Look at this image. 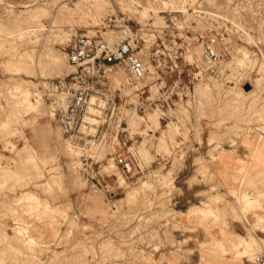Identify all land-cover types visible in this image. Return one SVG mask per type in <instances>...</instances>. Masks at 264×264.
Returning <instances> with one entry per match:
<instances>
[{
    "label": "rangeland",
    "instance_id": "1",
    "mask_svg": "<svg viewBox=\"0 0 264 264\" xmlns=\"http://www.w3.org/2000/svg\"><path fill=\"white\" fill-rule=\"evenodd\" d=\"M79 36L129 42L144 78L70 66ZM81 73L94 111L65 132L49 86ZM239 146L264 150V0H0V264H182L184 210L220 224L264 205L247 162L221 182Z\"/></svg>",
    "mask_w": 264,
    "mask_h": 264
},
{
    "label": "crops",
    "instance_id": "2",
    "mask_svg": "<svg viewBox=\"0 0 264 264\" xmlns=\"http://www.w3.org/2000/svg\"><path fill=\"white\" fill-rule=\"evenodd\" d=\"M223 161L224 165L227 167L226 170H224L225 175H223L226 179L224 181L221 180V182H225L227 191L235 189L233 180L241 177L239 170L236 168L239 161L247 162L251 166V172L248 175L250 185L258 189L263 187L264 191V150L251 153L243 146H239L235 149L230 148L225 152ZM201 186L202 185L199 183L194 184L192 187L195 199L200 198V194L208 190H203ZM187 212L188 209L184 210L181 223H179L182 230L179 232L178 242L183 244V254H186V261L182 264L216 263L217 256L220 254L211 253L210 243L208 247H203L207 245L206 242L208 240H216L217 243L222 244L227 252L225 254V260L229 264H251L249 257H251L252 254L250 253L252 251H260V253H254V256L260 255L264 258V227L263 229H253L260 221L264 224V205L244 215L237 211L239 219H235L234 215L230 211H227L226 214L228 216L221 221L220 224L215 223L211 218H208V221H201L196 217L190 220L186 216ZM249 238L252 239L255 244L252 250L247 251L248 255L243 254V249L234 248V245L240 240L247 241Z\"/></svg>",
    "mask_w": 264,
    "mask_h": 264
},
{
    "label": "built area",
    "instance_id": "3",
    "mask_svg": "<svg viewBox=\"0 0 264 264\" xmlns=\"http://www.w3.org/2000/svg\"><path fill=\"white\" fill-rule=\"evenodd\" d=\"M215 44L214 38H208L206 41L204 59L208 64L219 62L214 50ZM66 56L70 66L82 69L87 74H89L88 70L94 75L101 71L106 73L122 69L133 82L141 81L145 75L144 61L134 53L130 43L125 41L110 44L102 39L79 36L72 42ZM83 80L84 76L81 73L79 77L70 80L67 78L55 80L49 86L50 94L61 97V108L58 105L59 123L65 132L72 131L89 110L90 91L81 84ZM113 161L123 174L131 172V163L126 159L116 157ZM81 164L85 172L90 169L86 157L81 158ZM253 264H264V258L256 255Z\"/></svg>",
    "mask_w": 264,
    "mask_h": 264
},
{
    "label": "bare ground",
    "instance_id": "4",
    "mask_svg": "<svg viewBox=\"0 0 264 264\" xmlns=\"http://www.w3.org/2000/svg\"><path fill=\"white\" fill-rule=\"evenodd\" d=\"M182 1V0H181ZM166 4L167 3H164V1L162 2V5H164V6H166ZM164 6H163V8H164ZM172 9H173V7H172ZM78 10V9H77ZM164 10V9H163ZM75 11V10H74ZM159 11V10H158ZM180 11V10H179ZM94 12V11H93ZM93 12H91V13H93ZM126 12H127V14H132L133 13V10H132V8L131 7H128L127 8V10H126ZM184 12V11H183ZM186 12V11H185ZM236 26V25H235ZM239 29V28H238ZM246 35V34H245ZM247 56V55H246ZM246 56H245V59H246ZM247 58L249 59V57L247 56ZM25 94V93H24ZM94 110H91L90 108H89V110H88V112L87 113H92ZM94 115V114H93ZM105 118H106V115L104 114V113H101V112H97L96 111V120H94V121H96L97 122V124L98 123H101V122H103L104 120H105ZM119 182L121 183V184H123L122 182H123V179H119ZM33 203V202H32ZM21 208V207H20ZM260 223H261V221H260ZM262 224V223H261ZM262 226V225H261ZM261 226H260V228H261ZM254 227H256V226H254ZM258 228H259V225H258ZM255 229H257V228H255ZM262 229H263V227H262ZM234 247L236 248V247H243L244 249H246V248H248V247H250V243H248V242H246V241H243V240H241V242H239L238 244H236V245H234ZM237 248V249H238ZM30 262V261H29Z\"/></svg>",
    "mask_w": 264,
    "mask_h": 264
}]
</instances>
